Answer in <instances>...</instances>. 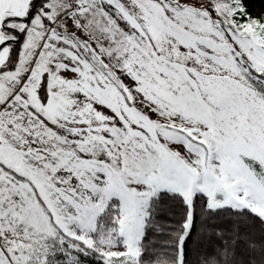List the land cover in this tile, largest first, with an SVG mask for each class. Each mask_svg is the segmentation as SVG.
<instances>
[{"label":"snow or ice","instance_id":"1","mask_svg":"<svg viewBox=\"0 0 264 264\" xmlns=\"http://www.w3.org/2000/svg\"><path fill=\"white\" fill-rule=\"evenodd\" d=\"M0 0V264H264V0Z\"/></svg>","mask_w":264,"mask_h":264},{"label":"trees","instance_id":"2","mask_svg":"<svg viewBox=\"0 0 264 264\" xmlns=\"http://www.w3.org/2000/svg\"><path fill=\"white\" fill-rule=\"evenodd\" d=\"M254 2H255V6H256V8L259 9L260 6H261V4H260V0H254Z\"/></svg>","mask_w":264,"mask_h":264}]
</instances>
